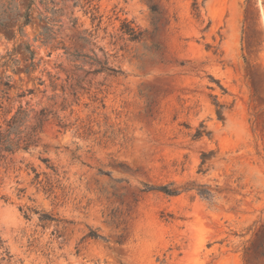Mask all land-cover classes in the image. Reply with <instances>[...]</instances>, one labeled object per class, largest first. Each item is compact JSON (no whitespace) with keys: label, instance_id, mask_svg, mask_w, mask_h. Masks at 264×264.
Segmentation results:
<instances>
[{"label":"rangeland","instance_id":"obj_1","mask_svg":"<svg viewBox=\"0 0 264 264\" xmlns=\"http://www.w3.org/2000/svg\"><path fill=\"white\" fill-rule=\"evenodd\" d=\"M29 1L0 0V127L56 117L0 153V264H264V0H32L20 31Z\"/></svg>","mask_w":264,"mask_h":264},{"label":"trees","instance_id":"obj_2","mask_svg":"<svg viewBox=\"0 0 264 264\" xmlns=\"http://www.w3.org/2000/svg\"><path fill=\"white\" fill-rule=\"evenodd\" d=\"M247 1V0H246ZM32 4V0L29 1L27 7H26V12L23 15V21L22 25L20 26V31L21 27L27 25L30 22V6ZM193 10L195 11L196 15H198V5L194 2L192 5ZM61 10L54 9L52 10V14L56 15H61ZM45 22L48 24L51 22H60L58 19L55 17L51 18H46L44 17ZM73 23L75 21L73 20ZM123 34L127 35L130 40H139L142 37V32L135 29L132 27L129 23H124L121 26ZM52 32L51 28L48 26L44 25L42 26L41 29V35L45 39L50 38V33ZM70 56H72L73 60H77L80 54L78 53H69L66 51ZM30 56L29 58H33V52L29 53ZM86 56V55H83ZM95 64H97L99 67L93 70V73H99V72H106L109 74H117L119 70H117L113 66L107 65L106 62H99L95 58L89 57ZM75 67H78L77 65ZM3 85L6 88H9L10 85L8 84V81L3 82ZM63 91V88H62ZM65 108L64 105H62V110ZM49 114H52V117L55 116V112L51 113V111L43 108L41 109L38 114L35 116V122L32 124L28 129L26 126L27 118H28V113L26 112L25 109H23L21 106L17 108V110L8 118L4 121V126L0 127V153H7V154H13L18 151H24L28 152L30 151L33 147H35L38 143V133L40 129L42 128L44 122L49 120ZM202 131H198L196 133V136H199ZM48 168L51 170L55 171L53 167L48 165V160L46 158L41 159ZM158 190L166 195H176L177 194V189L171 188L167 185H162L158 186L155 188H151ZM198 194L205 196L207 198H210L211 195L206 189H199ZM27 216V215H25ZM40 220L44 219H51L52 218L49 215L42 214L39 217ZM94 237V235H93Z\"/></svg>","mask_w":264,"mask_h":264}]
</instances>
